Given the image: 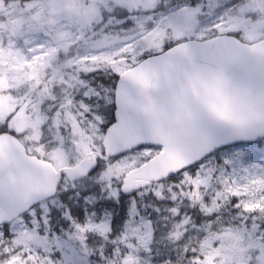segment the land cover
<instances>
[{"label": "snow or ice", "instance_id": "obj_1", "mask_svg": "<svg viewBox=\"0 0 264 264\" xmlns=\"http://www.w3.org/2000/svg\"><path fill=\"white\" fill-rule=\"evenodd\" d=\"M15 7L0 264H264V0Z\"/></svg>", "mask_w": 264, "mask_h": 264}, {"label": "rangeland", "instance_id": "obj_2", "mask_svg": "<svg viewBox=\"0 0 264 264\" xmlns=\"http://www.w3.org/2000/svg\"><path fill=\"white\" fill-rule=\"evenodd\" d=\"M19 0H13V5L14 7L12 9H7V8H3L2 10H0V16L2 15H6V14H11V15H15L16 11L18 10L15 6L18 5Z\"/></svg>", "mask_w": 264, "mask_h": 264}]
</instances>
